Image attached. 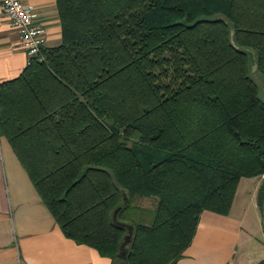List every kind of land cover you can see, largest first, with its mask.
I'll return each mask as SVG.
<instances>
[{"label":"trees","instance_id":"trees-1","mask_svg":"<svg viewBox=\"0 0 264 264\" xmlns=\"http://www.w3.org/2000/svg\"><path fill=\"white\" fill-rule=\"evenodd\" d=\"M57 6L60 43L0 83V132L67 236L114 264H176L202 212L228 214L241 178L264 173V0Z\"/></svg>","mask_w":264,"mask_h":264},{"label":"crops","instance_id":"crops-1","mask_svg":"<svg viewBox=\"0 0 264 264\" xmlns=\"http://www.w3.org/2000/svg\"><path fill=\"white\" fill-rule=\"evenodd\" d=\"M43 29L45 47L60 43L57 0H24ZM29 63L21 33L0 1V83ZM264 177L241 178L228 214L205 210L192 243L176 264H258L264 259ZM0 264H114L67 236L43 200L10 139L0 132Z\"/></svg>","mask_w":264,"mask_h":264},{"label":"built area","instance_id":"built-area-1","mask_svg":"<svg viewBox=\"0 0 264 264\" xmlns=\"http://www.w3.org/2000/svg\"><path fill=\"white\" fill-rule=\"evenodd\" d=\"M13 24L21 33V46L33 58L45 60L43 29L35 20V12L24 0H0ZM264 177V173L262 174Z\"/></svg>","mask_w":264,"mask_h":264},{"label":"water","instance_id":"water-1","mask_svg":"<svg viewBox=\"0 0 264 264\" xmlns=\"http://www.w3.org/2000/svg\"><path fill=\"white\" fill-rule=\"evenodd\" d=\"M234 33H235V30L232 29L231 30V41H232V43L234 45H236V42H235V39H234ZM246 50L250 54V57H251L252 70L253 71H257V69H258V62L256 60L255 51L252 50V49H249V48H247ZM124 197H125L124 204H128L130 202V197L128 196L127 192H125ZM122 207H123V205H121V206H119V207H117L115 209L114 218L116 219V221H117V223L119 225L124 226V227H126L128 229V232L125 235V239L122 242L121 247H120V251L118 253L119 257H121L123 259H126L128 257V255H129V251H130L129 243L133 239V235H134V231H135V225L133 223H130V222H127V221H120V220H118L117 216H118L119 211L121 210Z\"/></svg>","mask_w":264,"mask_h":264},{"label":"rangeland","instance_id":"rangeland-1","mask_svg":"<svg viewBox=\"0 0 264 264\" xmlns=\"http://www.w3.org/2000/svg\"><path fill=\"white\" fill-rule=\"evenodd\" d=\"M257 81L260 85V96L264 100V77L261 74H257ZM135 205L140 207H146L150 209H155L157 204V199L154 197H136L134 200Z\"/></svg>","mask_w":264,"mask_h":264}]
</instances>
